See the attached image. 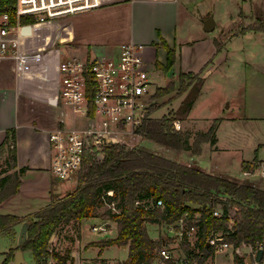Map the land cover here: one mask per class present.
<instances>
[{"label": "crops", "instance_id": "1", "mask_svg": "<svg viewBox=\"0 0 264 264\" xmlns=\"http://www.w3.org/2000/svg\"><path fill=\"white\" fill-rule=\"evenodd\" d=\"M246 1L116 0L73 17L23 24L18 57L0 58V146L4 144L7 132L12 131L16 145V166L12 169H28L20 179L18 191L0 203V214L24 217L51 204L56 199L54 193L62 197L67 191L73 190L62 192L54 187L55 175L50 170L48 137L61 126V120L67 124L71 119L68 109L61 106L58 100L59 65L68 58H79L80 52L74 50L77 48L89 52L93 50L94 55H108L117 53L122 44L133 42L144 46L145 58L154 67L156 60L163 65L166 63V51L161 45V41H164L176 53L171 70L177 66L179 74H197L201 71L200 92L184 117V125L190 129L185 130L192 132L195 127L196 132H206L215 119H220L215 130V143H202L201 152L197 155L189 150L184 151V163L196 164L206 172L225 177L220 166L212 167L215 164L212 162L213 157L230 148L231 144H223L227 134L235 133L239 126L244 128L252 125L258 127L262 139L253 140L250 148L243 150L254 154H246L241 158L250 159L237 161L241 171L239 177L245 176L244 165L264 161V158H259V154H264V59L259 64L244 62L245 65L241 67L238 48L229 47L232 39L249 33L264 37L263 31L251 29L263 21L264 17L249 20L246 26H239L236 32L229 28L220 30L218 36L213 34L217 29L215 13L219 4L226 2L231 6L235 2L240 7ZM235 5L232 13L228 11L230 20H233V13L237 11ZM238 14L243 19L248 17L242 16L241 11ZM207 19L214 22L211 32L204 31ZM75 20L80 22L76 26L73 23ZM254 21L255 24L252 23ZM247 26L250 27L247 29ZM188 31L197 34H188ZM62 45L68 47L61 48ZM87 51L82 55H90ZM61 55L65 57L63 60ZM238 76L242 83L240 91L237 86ZM221 79H224V86L217 83ZM214 83L217 88L221 87L220 91L210 89ZM207 86L211 92L206 91ZM190 89L191 86L184 92V101ZM56 112L60 117L56 116ZM194 134L192 132L193 137ZM193 137L190 143L194 141ZM10 143L11 139H8L0 150L7 157ZM259 179L250 180L245 177L244 181H237L257 186L263 182ZM96 219L86 218L77 225L79 245L83 239L85 222L92 221V225H95ZM22 225L18 224L8 232L19 240ZM61 229L58 228V232ZM84 245H81L82 248ZM16 247L18 249V244L12 249ZM27 252L32 256L29 250L23 251V256ZM66 252L69 253V250Z\"/></svg>", "mask_w": 264, "mask_h": 264}, {"label": "trees", "instance_id": "2", "mask_svg": "<svg viewBox=\"0 0 264 264\" xmlns=\"http://www.w3.org/2000/svg\"><path fill=\"white\" fill-rule=\"evenodd\" d=\"M15 2L16 0H0V17L8 14L13 22ZM28 20L33 22L24 18L21 23L26 24ZM251 29L264 32V21ZM161 45L166 51L167 60L165 65L156 60L155 65L167 73L175 63L176 53L164 41H161ZM200 74L201 71L197 74H179V87L175 97L186 92L194 80L198 81L193 95L189 98L187 96L179 107V114L184 117L200 92ZM186 80L190 82L186 83ZM172 90H175L173 83L170 87L158 88L153 99L161 98ZM154 110L153 103L148 107L147 114ZM173 120L176 119L165 116L162 119L144 120L140 128L142 137L166 149L178 152L189 150L194 155L201 152L202 143H215V130L220 119H215L206 132H198L192 143L189 131L173 130ZM14 138V133L8 131L4 141L5 144L11 139L8 147L11 168L16 166ZM4 144L0 146V150ZM100 154V159L89 157L85 160L77 186L70 193L24 217L0 214V233L27 222L26 240L20 249L30 250L36 264H42L50 257L56 264H67L69 253L60 255L49 249V242L56 230L70 223H73L76 230L83 219L97 217L96 210L103 208L106 203L115 202L118 213L106 209L100 217L116 223V236L96 245L100 249L112 245L127 246V259L117 264H151L156 257L159 242L151 238L147 224L161 220L174 223L179 219H184L188 227L198 226L196 246L200 248L201 256L198 257L197 264H204L211 253L205 241L216 232L225 234L224 241L233 246L261 242L264 263V189L249 182H236L206 172L196 164L181 163L137 145L108 146ZM27 169L22 167L13 174L0 178L1 192L5 191L12 180L14 182L12 189L0 197V203L18 191L20 179ZM249 170L246 167L244 171ZM109 190L113 191V196L106 194ZM137 200L148 201V204L153 205L151 209L145 210L135 204ZM157 200L162 201L163 207L154 206ZM216 207L222 211L221 218L213 216ZM195 214H198V218H195ZM185 248H189L187 244ZM9 262L7 256L3 264ZM234 264L244 262L236 257Z\"/></svg>", "mask_w": 264, "mask_h": 264}, {"label": "built area", "instance_id": "3", "mask_svg": "<svg viewBox=\"0 0 264 264\" xmlns=\"http://www.w3.org/2000/svg\"><path fill=\"white\" fill-rule=\"evenodd\" d=\"M116 0H16L13 8L14 21L8 14L0 17V58H17L21 45V20L29 18L35 23H46L58 19L73 17L96 7ZM144 46L133 42L122 44L117 53L108 55H88L73 57L59 65L60 86L58 100L68 109L71 119L49 134L52 173L63 179L74 171H82L89 157L100 159V151L108 146L130 147L131 142L143 138L141 126L150 118L147 109L154 103L153 95L156 82L151 78L150 66L144 55ZM78 117V118H77ZM173 130L180 131L179 120L172 121ZM138 140V139H137ZM249 176L264 178V161L253 162ZM113 196V191L106 192ZM136 205L151 209L148 201H136ZM107 208L118 213L115 202L106 203ZM154 206L163 207L161 200ZM219 207L213 210V216L222 217ZM198 218V214H195ZM161 224L162 234L155 240L159 242L156 257L151 264H197L201 251L198 241V226L188 227L184 219L174 223ZM90 231L110 237L117 231L115 222L102 221L91 225ZM223 233H212L206 239L211 256L223 253L234 264L236 257L247 263V256L256 264L254 258L261 242L254 245L242 243L233 246L224 241ZM185 244L189 248H185ZM125 247V246H123ZM248 247L244 254L241 248ZM204 263V264H205Z\"/></svg>", "mask_w": 264, "mask_h": 264}, {"label": "rangeland", "instance_id": "4", "mask_svg": "<svg viewBox=\"0 0 264 264\" xmlns=\"http://www.w3.org/2000/svg\"><path fill=\"white\" fill-rule=\"evenodd\" d=\"M251 4V6H250ZM234 4L230 6V4H226V2L219 4L218 10L216 9L215 13V18H216V27L217 29L213 32L215 36L220 35V30L223 29H229L232 28L236 32L239 26H246L251 20H255L258 17H264V0H247L245 3H241L240 7L235 5V13H233V20L229 19V12H233L234 10ZM241 11L242 16L247 15V19H243L241 16H238V12ZM85 13V12H84ZM261 15V16H260ZM210 18V17H209ZM29 19V18H28ZM264 21V20H263ZM29 23L30 20H28ZM27 22V23H28ZM34 23V21H33ZM74 26H76L78 21H74ZM255 24L256 22H252ZM250 26H247L246 28L248 29ZM188 34L196 35L197 32L190 33L188 31ZM46 35V34H45ZM42 39V36H41ZM234 46L238 48V57L240 58L241 62L240 65L244 66V62H254V63H262L264 59V37L263 36H257L254 34L249 33L246 36L236 38L235 40L232 39V42L229 47ZM67 48V45H62L61 48ZM76 52H80L78 55L79 57H85L82 55L86 51L85 49L82 48L80 49H74ZM87 53H90V55H94L95 52L91 50L90 52L87 51ZM68 56V55H67ZM88 56V54L86 55ZM161 56V55H160ZM237 56V55H236ZM65 57L61 55V60H63ZM154 68L158 71L156 72L155 70L151 71L150 75L153 78V80L156 81V89L158 88H166L172 86V83L175 85V90H172L169 94L161 97V98H156L154 100V111L150 114L151 119H162L164 116L167 118H175L180 121L181 123V130L184 131L185 129H190L187 128V126L184 125V116L179 114V107L182 102H184V93L178 97L176 96V93L178 91L179 87V72H178V67L175 66L172 70L170 69L167 73H164L161 69H159L154 62ZM190 82V80H186V83ZM217 83H220L221 85L224 86V79H221ZM241 79L238 76V89L239 86L241 88ZM214 87H210V89L213 90H219L220 88H217L216 84H213ZM198 86V81L194 80L191 83V89L189 90L188 93V98L193 95V90ZM160 91V90H159ZM210 91L208 86L207 90ZM240 91V89H239ZM211 92V91H210ZM239 94V93H238ZM227 105V102L224 103V107ZM60 111V110H59ZM56 116L60 117V114L56 112ZM242 126L237 127L238 129L236 130L235 133H230L227 134L226 137H224L225 142L223 144H231L230 148L228 151H222L219 155H216L213 157V168L218 165L221 168V172L223 175L232 180V181H244L245 177L249 178L250 180H258V177H253L249 176L248 174L246 175L244 171V175L240 178L239 176L241 175V171H239L237 167V161L238 160H246L250 159V157H245L244 159H241L243 156H251L254 154L252 151H247L243 152L244 149H249L250 148V143L253 142V140L260 141L261 135L259 133V130L257 129L258 127H255V125L252 126ZM255 127V128H254ZM196 129L195 127L192 128V132H194V137L196 138V134L198 132L194 131ZM198 131V130H197ZM220 135V134H219ZM138 139V140H137ZM133 142H131L130 147L132 146H139L141 148L148 149L152 152L158 153L160 155H163L167 158H170L172 160L184 163V151L183 152H178V151H173L170 149H166L154 142H151L149 140H146L144 138H137ZM221 139V137H220ZM259 158L263 159L264 154H259ZM190 163V162H189ZM253 163V162H252ZM247 164L246 166H243V169L245 170L246 167L249 169L251 168V165ZM14 169L11 168V162L9 159V156H5L4 153H0V178L13 174ZM228 172V173H225ZM79 172L74 171L69 175V177L66 178H59L58 176L53 177V184L54 187L57 189H60L62 192H64L66 189H75L77 186V180L79 176ZM220 173V172H219ZM231 174V175H230ZM217 175V174H216ZM261 180L262 183H258L257 186L260 188L264 187V179H259ZM13 180L9 184V186L5 189V191L1 192L0 191V197L3 195V193L8 192L12 189L13 187ZM56 194V193H54ZM66 194H63L64 196ZM59 198V197H56ZM107 208L105 205L103 208L98 209L95 211V215H97V219L95 220L96 225H99L104 221L100 217L104 211ZM93 224L92 221H87L84 224V229H83V239L81 240V245H84L82 248L81 245H79L80 239L79 237L77 238L78 232L75 230L73 227V223H70L69 225L62 226V229L60 232H58V229L56 230L54 236H52L50 242H49V249L52 252L59 253L60 255H65L69 250V260L66 262L67 264H117L118 262L124 261L127 259L128 255V247L125 246H117V245H112L109 247H105L103 249H100L96 244L100 243L101 241L107 240L108 238H114L116 236V233L113 234L110 237L103 236L102 234H98L95 232L90 231V226ZM160 223H154V224H147V228L149 231L150 236H152V239H156L159 235L162 234V228H161ZM90 231V232H89ZM152 234V235H151ZM156 237V238H155ZM18 244V238L10 234L8 231H4L0 233V264H3L4 260L8 256L10 259V262L8 264H14V255L17 250V247L12 249L13 247L17 246ZM123 247V248H122ZM12 249V250H11ZM27 251V250H25ZM30 251V250H29ZM31 252V251H30ZM25 263L24 264H36L32 258L31 255H29V252L26 253L25 256H23ZM42 264H56V261L50 257L45 260L44 263ZM205 264H232L230 260L225 258L223 253H217L213 256H211L210 259L207 260Z\"/></svg>", "mask_w": 264, "mask_h": 264}, {"label": "water", "instance_id": "5", "mask_svg": "<svg viewBox=\"0 0 264 264\" xmlns=\"http://www.w3.org/2000/svg\"><path fill=\"white\" fill-rule=\"evenodd\" d=\"M214 29V22L212 21V19H207L204 23V31L206 32H211ZM70 193V191H67V194ZM55 196L57 197L58 194H55ZM27 228H28V223L24 222L21 228V232H20V236H19V240H18V251L15 253V264H22L24 262V258H23V251L20 249L21 245L25 242L26 240V232H27ZM241 250L243 251L244 254H248L249 253V248L248 247H243L241 248ZM262 258H263V250L259 249L255 255V262L256 264H264L262 262ZM247 263L251 264L252 263V259L250 256H247Z\"/></svg>", "mask_w": 264, "mask_h": 264}]
</instances>
